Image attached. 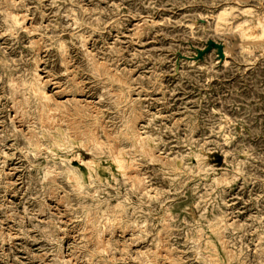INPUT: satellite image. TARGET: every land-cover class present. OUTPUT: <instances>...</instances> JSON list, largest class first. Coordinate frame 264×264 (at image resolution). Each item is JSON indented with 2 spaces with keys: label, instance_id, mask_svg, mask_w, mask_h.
<instances>
[{
  "label": "rangeland",
  "instance_id": "obj_1",
  "mask_svg": "<svg viewBox=\"0 0 264 264\" xmlns=\"http://www.w3.org/2000/svg\"><path fill=\"white\" fill-rule=\"evenodd\" d=\"M0 264H264V0H0Z\"/></svg>",
  "mask_w": 264,
  "mask_h": 264
},
{
  "label": "water",
  "instance_id": "obj_2",
  "mask_svg": "<svg viewBox=\"0 0 264 264\" xmlns=\"http://www.w3.org/2000/svg\"><path fill=\"white\" fill-rule=\"evenodd\" d=\"M211 47H217L218 52H219V54L221 55V47H220V45H216L215 43L210 42V43L208 44V46H207V49H210Z\"/></svg>",
  "mask_w": 264,
  "mask_h": 264
},
{
  "label": "bare ground",
  "instance_id": "obj_3",
  "mask_svg": "<svg viewBox=\"0 0 264 264\" xmlns=\"http://www.w3.org/2000/svg\"><path fill=\"white\" fill-rule=\"evenodd\" d=\"M45 93V92H44ZM80 104V103H79ZM10 116V115H9ZM57 119V118H56ZM42 122V121H41ZM99 146V145H98ZM107 147V146H106ZM159 247H160V245H159ZM97 248V247H96ZM164 248V247H163ZM153 262V261H152Z\"/></svg>",
  "mask_w": 264,
  "mask_h": 264
}]
</instances>
